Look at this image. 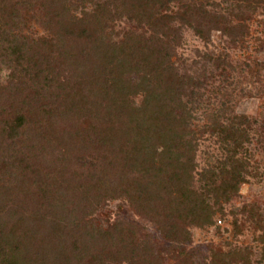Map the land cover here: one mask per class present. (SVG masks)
Returning <instances> with one entry per match:
<instances>
[{
  "label": "trees",
  "instance_id": "1",
  "mask_svg": "<svg viewBox=\"0 0 264 264\" xmlns=\"http://www.w3.org/2000/svg\"><path fill=\"white\" fill-rule=\"evenodd\" d=\"M62 1L49 5L50 35L32 40L15 32L19 1L0 0V61L12 69L3 93L13 116L3 131L14 152L7 170L14 171L13 177L0 181V264H160L148 241L134 240L132 222L118 220L103 228L90 217L109 198L127 196L171 240L190 241L188 225L213 221L208 199L190 186L197 147L192 107L184 103L183 113L176 111L172 95L179 84L159 75L170 69L156 60L161 47L136 34L131 45L113 43L106 29L114 16L125 14L159 28L164 19L181 14L198 34L204 37L205 31L185 13L159 11L173 0H120L114 7L99 2L80 16L72 15ZM136 54L144 62L153 61V79L158 81L133 108L123 67ZM218 61L223 82L213 91L226 95L221 102L226 112L229 89L236 82L226 70L229 64ZM243 67L261 80L263 61ZM236 117L238 122L228 124H220L219 115L215 118L224 163L231 168L227 180L208 186L226 199L247 181L244 162L236 154L249 139L251 125L247 115ZM38 134V142L58 151L47 166L35 161L30 147L17 148L19 140L35 144ZM73 159L89 161L91 172L72 171ZM260 261L264 263V247Z\"/></svg>",
  "mask_w": 264,
  "mask_h": 264
},
{
  "label": "rangeland",
  "instance_id": "2",
  "mask_svg": "<svg viewBox=\"0 0 264 264\" xmlns=\"http://www.w3.org/2000/svg\"><path fill=\"white\" fill-rule=\"evenodd\" d=\"M18 1L15 32L32 40L50 35L47 25L51 0ZM62 2L72 15L80 16L94 9L99 2L114 7L120 0ZM159 11L170 15L187 14L194 25L203 27L206 36L198 34L181 14L164 19L159 28L124 14L111 17L106 38L113 43L125 41L131 45L135 38L132 34H136L142 39L153 40L150 44L162 48V53L155 58L170 67L164 74H159L163 75L162 79L179 84L172 95L176 111L182 114L184 103L192 107L191 131L197 147L190 186L208 199L214 211L213 221L204 226L188 225L192 233L190 241L171 240L127 196L109 198L90 220L103 228H109L118 220L132 222L134 240L148 241L160 264H264L260 261L264 247V71L258 80L243 67L245 62H264V0H173ZM136 56L123 67V78L129 83L128 104L133 108L143 102L149 89L152 90L158 81L156 77L153 79V61L144 62L141 55ZM219 58L229 64L226 70L233 73L236 82L229 89L231 107L226 112L221 106L226 95H216L213 91L223 82L218 77L224 70ZM138 61L141 63L137 64ZM11 71L7 63L0 61V181L13 177V170L7 171L11 168L8 160L13 142L7 140L3 131V124L13 116L8 96L3 93V86L9 85ZM199 78L200 85L196 87ZM216 115H219L217 121L220 124L247 115L251 125L249 139L236 154L244 162L247 181L241 183L228 199L220 191H215V186H208L213 180L217 186L227 180L231 168L229 163H224L226 152ZM65 122L74 123L70 119ZM38 140L39 134L35 137V144L27 139L19 140L17 148L28 150L30 147L36 155L35 161L47 166L58 151L56 147H45ZM28 155H32V151ZM45 156L48 161H44ZM71 170L87 175L91 166L87 160L73 159Z\"/></svg>",
  "mask_w": 264,
  "mask_h": 264
}]
</instances>
